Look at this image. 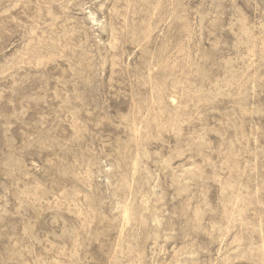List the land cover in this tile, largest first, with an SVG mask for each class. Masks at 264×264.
Listing matches in <instances>:
<instances>
[{
    "label": "rangeland",
    "instance_id": "1",
    "mask_svg": "<svg viewBox=\"0 0 264 264\" xmlns=\"http://www.w3.org/2000/svg\"><path fill=\"white\" fill-rule=\"evenodd\" d=\"M0 264H264V0H0Z\"/></svg>",
    "mask_w": 264,
    "mask_h": 264
},
{
    "label": "bare ground",
    "instance_id": "2",
    "mask_svg": "<svg viewBox=\"0 0 264 264\" xmlns=\"http://www.w3.org/2000/svg\"><path fill=\"white\" fill-rule=\"evenodd\" d=\"M87 19H88L89 22H90L92 25H94V26H98V24H100V20L97 19V18L95 17V15H94L93 13H91V12L88 13V15H87Z\"/></svg>",
    "mask_w": 264,
    "mask_h": 264
}]
</instances>
